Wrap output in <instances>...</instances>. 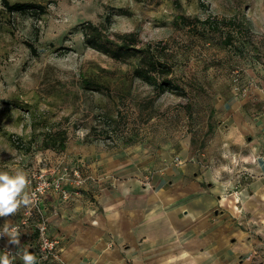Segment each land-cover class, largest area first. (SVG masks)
Listing matches in <instances>:
<instances>
[{"label":"rangeland","instance_id":"1","mask_svg":"<svg viewBox=\"0 0 264 264\" xmlns=\"http://www.w3.org/2000/svg\"><path fill=\"white\" fill-rule=\"evenodd\" d=\"M7 1L33 8L0 0V171L32 170L57 132L99 149L204 140L206 111L233 91L232 72L248 63L264 71V0ZM88 23L106 27L112 49L115 35L135 34L136 48L171 68V85L134 78L139 54L86 47Z\"/></svg>","mask_w":264,"mask_h":264},{"label":"crops","instance_id":"2","mask_svg":"<svg viewBox=\"0 0 264 264\" xmlns=\"http://www.w3.org/2000/svg\"><path fill=\"white\" fill-rule=\"evenodd\" d=\"M242 78L246 95L227 89L206 111L204 140L191 134L156 150L65 141L35 158L28 179L40 166L55 171L69 195L48 192L43 210L66 264H264V71L248 63ZM24 208L5 216L0 232L19 224ZM20 232L18 245L0 235L14 264H24V249L38 258L37 236Z\"/></svg>","mask_w":264,"mask_h":264},{"label":"trees","instance_id":"3","mask_svg":"<svg viewBox=\"0 0 264 264\" xmlns=\"http://www.w3.org/2000/svg\"><path fill=\"white\" fill-rule=\"evenodd\" d=\"M3 7L10 11H20L23 9L33 8L32 5H10L7 0H1ZM106 27L95 26L92 24H85L82 27L83 42L86 47L92 48L96 51L108 54L111 58L118 59L128 55L139 54L140 59L137 65L134 67L132 74L134 78L152 82L156 87L162 88L164 86H170V81L167 76L171 73V68L164 62H160L158 56H156L150 47L138 49L136 48V35L125 34L122 36L115 35V40L119 42L116 44L117 49H112L107 44H114L112 40L106 35ZM161 50V49H160ZM157 54H161L160 51ZM162 78L161 81H158ZM164 78V79H163ZM207 132H211V128L208 126ZM65 144V137L63 132H57L54 135L44 137L41 148L46 149H63Z\"/></svg>","mask_w":264,"mask_h":264},{"label":"built area","instance_id":"4","mask_svg":"<svg viewBox=\"0 0 264 264\" xmlns=\"http://www.w3.org/2000/svg\"><path fill=\"white\" fill-rule=\"evenodd\" d=\"M233 83V91L237 95L244 96L247 93L246 85L241 84L242 71L234 70L231 75ZM49 174V176H48ZM55 171L43 172L32 171L29 176V192L30 203L25 205L22 219L18 226L19 230L22 227H27L31 234L36 235L38 239L37 253L40 264H66L61 257V242L58 238H53L49 235L47 221L43 215L44 198L50 191L60 192L62 198L68 199L69 195L63 190L61 179L55 177ZM73 183L80 185L82 183L78 171H74ZM35 194L34 196L32 194ZM233 197L239 200L237 192L232 193ZM5 217V216H4ZM0 217V221L4 218ZM13 227V226H12Z\"/></svg>","mask_w":264,"mask_h":264},{"label":"clouds","instance_id":"5","mask_svg":"<svg viewBox=\"0 0 264 264\" xmlns=\"http://www.w3.org/2000/svg\"><path fill=\"white\" fill-rule=\"evenodd\" d=\"M29 183L27 173L22 169H18L15 174L0 171V217L14 213L21 204L27 205L30 203V197L25 191ZM20 234L18 226L0 232V235L9 237L10 243L17 245L19 244ZM15 255L0 251V264H14ZM22 259L24 264H37L38 258L34 252L24 249Z\"/></svg>","mask_w":264,"mask_h":264}]
</instances>
